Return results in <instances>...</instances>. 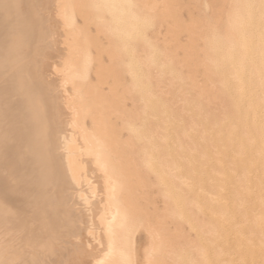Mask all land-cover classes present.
<instances>
[{"label":"bare ground","instance_id":"1","mask_svg":"<svg viewBox=\"0 0 264 264\" xmlns=\"http://www.w3.org/2000/svg\"><path fill=\"white\" fill-rule=\"evenodd\" d=\"M261 4L0 0V262L264 260Z\"/></svg>","mask_w":264,"mask_h":264},{"label":"rangeland","instance_id":"2","mask_svg":"<svg viewBox=\"0 0 264 264\" xmlns=\"http://www.w3.org/2000/svg\"><path fill=\"white\" fill-rule=\"evenodd\" d=\"M257 236H258V235H257ZM259 237H260V236H258V239H259ZM260 239H261V240H260ZM260 239H259L260 241H263L262 238H260ZM139 240H140L139 243L145 242V240H146L145 235H144V234H141L140 237H139ZM259 240H258V241H259ZM228 249H230V248H228ZM233 254L236 255L235 253H233ZM246 255H247V254H246ZM214 256H215V255H214ZM258 256H260V255H258ZM260 257H262V256H260ZM236 258H237V255H236ZM236 258H235V259H236ZM258 258H259V257H258ZM258 258H257V260H256V258H255L254 261H253V259H252V260H248L247 258H246V259H247L248 261H247L246 259H245V260H246L247 264H250V263H251V264H256V263H257V264H264V260H263L262 258H259V259H258ZM263 258H264V257H263ZM214 259H215V262H213V263L215 264V263H217V262H216V257H215ZM235 259H234V261H235ZM261 259H262V260H261ZM237 260H238V259H236V261H237ZM245 260L242 262V264H244ZM258 260L262 261L263 263H261L260 261L258 262ZM213 261H214V260H213ZM249 261H250V263H249ZM255 261H256V262H255ZM246 262H245V264H246ZM254 262H255V263H254ZM240 264H241V263H240Z\"/></svg>","mask_w":264,"mask_h":264},{"label":"snow or ice","instance_id":"3","mask_svg":"<svg viewBox=\"0 0 264 264\" xmlns=\"http://www.w3.org/2000/svg\"><path fill=\"white\" fill-rule=\"evenodd\" d=\"M261 7H264V0H262ZM0 264H9V262H0ZM11 264H22V262L13 261Z\"/></svg>","mask_w":264,"mask_h":264}]
</instances>
